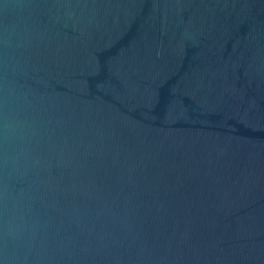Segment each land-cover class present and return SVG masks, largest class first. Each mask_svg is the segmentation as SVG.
<instances>
[{
  "label": "water",
  "instance_id": "water-1",
  "mask_svg": "<svg viewBox=\"0 0 264 264\" xmlns=\"http://www.w3.org/2000/svg\"><path fill=\"white\" fill-rule=\"evenodd\" d=\"M0 264H264V0H0Z\"/></svg>",
  "mask_w": 264,
  "mask_h": 264
}]
</instances>
